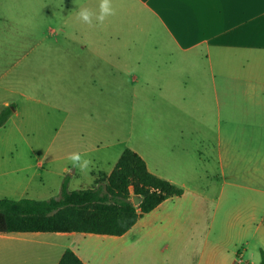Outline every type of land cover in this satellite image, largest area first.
Returning <instances> with one entry per match:
<instances>
[{
	"label": "rangeland",
	"instance_id": "374dc122",
	"mask_svg": "<svg viewBox=\"0 0 264 264\" xmlns=\"http://www.w3.org/2000/svg\"><path fill=\"white\" fill-rule=\"evenodd\" d=\"M81 6L98 11L99 0H0V111L6 102L12 108L0 128V200L59 197L66 181L69 191L96 187L127 148L145 152L150 161L162 160L163 173L181 181L184 144L213 155L221 129L243 114L242 102L264 99L263 84L218 74L216 101L213 92L211 98L191 92L203 100L197 114L211 117L195 123L201 139L181 143L177 118L194 109L184 107L182 113L181 95L168 87L181 76L139 68V61L150 60L130 52L140 51V44L130 42L127 24L115 26L128 20L121 10L89 26L77 19ZM231 130L244 131L241 124ZM231 139L243 151L264 143ZM71 152L90 159L91 170L73 167L66 159ZM195 174L216 179L220 172L212 162ZM209 189V183L201 186ZM27 238L19 242V233L0 234V264H43L46 246L35 241L70 242L50 233ZM26 246H34V256ZM200 254L192 251L191 261Z\"/></svg>",
	"mask_w": 264,
	"mask_h": 264
},
{
	"label": "crops",
	"instance_id": "0c3cea01",
	"mask_svg": "<svg viewBox=\"0 0 264 264\" xmlns=\"http://www.w3.org/2000/svg\"><path fill=\"white\" fill-rule=\"evenodd\" d=\"M112 3L116 11L121 10L122 18L128 19L115 26L127 24L130 42L140 44V51L130 52L139 60H150L139 61V68L181 76L171 79L168 86L181 95L182 113L184 107L194 108L177 118L181 143L190 138L200 140L195 123L211 119L197 114L203 100L201 93L191 92L204 91L208 98L213 92L216 101L218 74L242 75L234 78L264 85V0ZM96 55L104 56L100 51ZM241 107L243 116L234 117L219 132L213 155L203 152L200 145H183L181 181L163 173L162 160L150 161L145 152L132 149L153 174L182 188L183 195L144 214L123 236L50 233L70 242L35 241L46 246L43 264H58L67 249L84 264H260L264 252V143L243 151L231 138L264 139V99L243 101ZM233 124H241L244 131L235 133ZM212 162L220 172L216 179L195 174ZM206 183L210 189L201 190ZM45 234L49 233H19V242H29L28 235ZM25 249L32 256L36 253L34 246ZM197 249L201 254L193 263L191 253Z\"/></svg>",
	"mask_w": 264,
	"mask_h": 264
},
{
	"label": "trees",
	"instance_id": "16d2710c",
	"mask_svg": "<svg viewBox=\"0 0 264 264\" xmlns=\"http://www.w3.org/2000/svg\"><path fill=\"white\" fill-rule=\"evenodd\" d=\"M12 115L11 106L0 111V128ZM184 190L153 174L146 161L132 149H125L104 183L69 191L63 183L59 197L48 200H0V234L84 233L123 236L140 217ZM141 198L139 205L133 198ZM58 264H84L67 249ZM260 264H264V252Z\"/></svg>",
	"mask_w": 264,
	"mask_h": 264
},
{
	"label": "clouds",
	"instance_id": "9594fccd",
	"mask_svg": "<svg viewBox=\"0 0 264 264\" xmlns=\"http://www.w3.org/2000/svg\"><path fill=\"white\" fill-rule=\"evenodd\" d=\"M116 9L113 6L112 0H99L98 11L91 8L81 6L77 12V19L84 24L94 26L103 24L108 17L114 16ZM7 106V105H6ZM67 161L81 172H88L91 170L92 161L80 152H71L67 155Z\"/></svg>",
	"mask_w": 264,
	"mask_h": 264
},
{
	"label": "water",
	"instance_id": "95a60500",
	"mask_svg": "<svg viewBox=\"0 0 264 264\" xmlns=\"http://www.w3.org/2000/svg\"><path fill=\"white\" fill-rule=\"evenodd\" d=\"M133 200H134V204H135V205H139V203L141 202V198H140V197H137V196H135V197L133 198Z\"/></svg>",
	"mask_w": 264,
	"mask_h": 264
}]
</instances>
